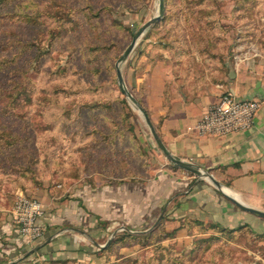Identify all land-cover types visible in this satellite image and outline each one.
I'll return each mask as SVG.
<instances>
[{"label": "rangeland", "instance_id": "obj_1", "mask_svg": "<svg viewBox=\"0 0 264 264\" xmlns=\"http://www.w3.org/2000/svg\"><path fill=\"white\" fill-rule=\"evenodd\" d=\"M156 13L157 0H0V213L18 196L69 203L84 183H121L124 200L118 218L88 212L90 224L64 225L84 256L0 264H264V235L248 222L221 229L165 211L157 221L159 171L183 182L179 191L214 187L164 157L111 69ZM136 56L167 63L178 84L221 80L226 62L264 61V0H164L121 66L141 103Z\"/></svg>", "mask_w": 264, "mask_h": 264}, {"label": "crops", "instance_id": "obj_2", "mask_svg": "<svg viewBox=\"0 0 264 264\" xmlns=\"http://www.w3.org/2000/svg\"><path fill=\"white\" fill-rule=\"evenodd\" d=\"M136 60L135 84L143 88V105L168 151L176 158L210 172L224 187L237 194L243 203L264 210V61L241 60L234 65L233 62H226V75L221 80L198 79L178 84L172 80L167 63L151 62L144 56H136ZM170 81L172 84H169ZM225 93L259 103L250 130L221 136H202L190 130L206 109ZM158 178L161 185L160 190H156L160 201L157 205L165 211L164 215L192 216L231 227L248 222L254 230L264 233V220L249 213V216L238 214L215 188L192 182L187 192L186 188L179 191L183 182L176 181L172 174L159 171ZM72 197L69 203L59 205L47 198L43 200L44 215L40 223L45 232L35 244L48 242L31 254L28 251L33 244L18 232L11 211L0 213V260L12 263L24 255L29 258L40 255L44 260L82 257L87 251L84 244L78 246L79 240L72 233L74 228L64 225L85 219L90 224L88 212L104 215L107 220L118 218L124 206L123 187L116 182L99 186L84 183L77 190V196ZM125 205L133 206L129 202ZM251 217L255 220H250ZM95 219L99 231L96 236H99L104 228L100 220ZM88 231L91 229L88 228Z\"/></svg>", "mask_w": 264, "mask_h": 264}, {"label": "built area", "instance_id": "obj_3", "mask_svg": "<svg viewBox=\"0 0 264 264\" xmlns=\"http://www.w3.org/2000/svg\"><path fill=\"white\" fill-rule=\"evenodd\" d=\"M256 100L238 99L230 93L220 95L217 102L210 105L201 118L189 129L198 135L221 136L250 130L258 110ZM18 232L35 244L43 237L44 227L40 223L44 207L35 198L18 196L11 209Z\"/></svg>", "mask_w": 264, "mask_h": 264}, {"label": "water", "instance_id": "obj_4", "mask_svg": "<svg viewBox=\"0 0 264 264\" xmlns=\"http://www.w3.org/2000/svg\"><path fill=\"white\" fill-rule=\"evenodd\" d=\"M163 12H164V0H157V13L153 17L148 19L144 24H142L139 27V29L132 36V39H131L130 43L128 44V46L125 48V50L123 51L121 56L116 60V62H115V73H116V82H117L118 88H119L120 92L130 102L132 107L135 108L139 112V114L142 116L145 124L149 128L150 134H151L155 144L157 145L158 149L161 151V153L164 155V157L171 164H173L176 167H178L180 169H183V170H185V171H187L189 173L194 174L198 178H206V179H208L212 183L213 187L219 192V194L221 196H223L226 200H228L231 204H233L235 207H237L238 209H240L243 212L249 213V214H251V215H253V216L257 217V218H260V219L264 220V210H260V209L251 207V206L239 201L238 199L234 198L230 194L226 193L224 191V188H226V187H224L220 182H218L212 176V174L210 172H208L207 170H205V169H203V168H201V167H199L197 165H194V164H192L190 162H187L186 160L179 159V158H176L175 156H173L168 151V149L166 148V146L164 145L162 140L160 139V137H159L154 125L150 121L147 113L144 111V108L137 101V99L134 98V96L131 94V92L126 87V84L124 82L123 75H122V72H121V66L131 56V54L133 52V49L138 44L140 39L145 35L147 30L156 21H158L162 17ZM193 182H195V181H193ZM189 188H190V185L186 188L185 191L187 192L189 190ZM163 213H164V210H162V212L159 215L157 221H159L162 218ZM86 235L90 237V235H88V234H86ZM46 242H48V240ZM46 242H41L39 244L32 245L31 249L28 251V254H31L34 251H37ZM106 244H104L103 246H100V247L103 248V247H105Z\"/></svg>", "mask_w": 264, "mask_h": 264}, {"label": "trees", "instance_id": "obj_5", "mask_svg": "<svg viewBox=\"0 0 264 264\" xmlns=\"http://www.w3.org/2000/svg\"><path fill=\"white\" fill-rule=\"evenodd\" d=\"M33 25H35V24H33ZM4 67L3 66H1V64H0V73L1 72H3L4 71ZM111 69L112 70H114L115 71V68L114 67H111ZM97 72H99L100 70L98 69V70H96ZM115 76H116V73L114 74ZM141 102V101H140ZM140 104H142V102L140 103ZM141 106H143V104L141 105ZM143 108H144V111L147 113V115H149L148 114V110L143 106ZM101 223V222H100ZM102 224H104L103 222H102ZM210 225L212 226V227H216V228H221V229H226L224 226H221V225H219V224H213V223H210ZM244 225H246V226H249L248 224H244ZM44 232H45V230H44ZM261 235H264V233H262Z\"/></svg>", "mask_w": 264, "mask_h": 264}, {"label": "bare ground", "instance_id": "obj_6", "mask_svg": "<svg viewBox=\"0 0 264 264\" xmlns=\"http://www.w3.org/2000/svg\"><path fill=\"white\" fill-rule=\"evenodd\" d=\"M133 50H134V49H133ZM224 191H225L226 193L230 194L231 196H233L234 198H236V199H238L239 201L242 202V200L238 197V195L235 194V193H233V192H231L229 189L224 188Z\"/></svg>", "mask_w": 264, "mask_h": 264}]
</instances>
